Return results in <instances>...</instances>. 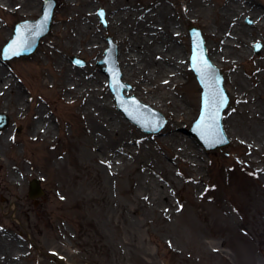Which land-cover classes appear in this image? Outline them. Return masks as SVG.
I'll return each mask as SVG.
<instances>
[{
	"label": "rangeland",
	"instance_id": "374dc122",
	"mask_svg": "<svg viewBox=\"0 0 264 264\" xmlns=\"http://www.w3.org/2000/svg\"><path fill=\"white\" fill-rule=\"evenodd\" d=\"M120 1L117 9L115 0H59L50 31L35 53L7 62L1 61V50L11 39L15 25L36 20L44 0H25L15 5L13 14L0 12V71L13 80L19 99L24 98L26 105L20 111L16 103H11L4 112L0 103V114L9 120L0 136L11 130L15 144L11 152L25 163L20 170L13 169L9 154L0 153V264H264V257L252 263L255 252L260 246L264 248V154L252 155L255 163H248L243 159L246 152L226 135L225 121L237 101L231 88L232 73L208 49L213 45L210 34L219 23L217 14L223 1L236 7L241 0ZM242 1L264 12V0ZM201 2L204 10L196 17L192 8L196 10ZM160 8H165L167 26L178 33L174 41L182 74L175 86H169L166 75L160 78L168 86L142 80L143 87L164 95L177 112L123 81L130 86L127 96L136 97L167 120L158 134H145L116 108L99 61L108 37L117 45L118 54L123 52L119 31L130 40L139 38L142 20ZM99 9L105 11L106 26L97 17ZM127 10L130 14L125 15ZM116 12H122L121 19L114 23ZM72 14L78 16L67 21ZM86 17L90 28L70 46V36ZM240 23L249 54L236 60L237 73L251 93L248 96L256 95L253 102L260 104L264 98L257 92L263 74L257 62L264 53V32L256 30L250 16L240 18ZM190 26L202 31L207 54L223 74L229 96L222 124L230 143L217 150L207 151L189 134L199 115L201 94L189 68ZM163 42L161 33L152 45L167 54L171 43H165L166 47ZM89 43H95L98 49L81 50ZM256 44L261 46L258 52ZM137 50L139 47L133 46L131 52ZM74 58L83 64L76 65ZM60 62H64L63 68ZM70 72L74 88H81L86 81L90 84L89 98L112 99V111L122 122L96 151L86 143L89 118L82 112L83 102L70 103L65 92L63 82L69 81ZM35 112L41 113L39 118ZM176 114L178 119L173 117ZM173 120L178 122L174 129ZM35 125L46 132L47 139L27 143L32 140ZM52 133L55 141L50 138ZM40 147L43 151L38 152ZM175 154L180 161H172ZM61 155L64 165L55 166L53 161L60 160ZM182 162L189 163L194 175L201 178V191L189 185L184 169L189 166ZM108 170L114 171L110 174ZM33 179L39 180L43 190L36 203L28 198V184ZM146 184L150 196L147 201L168 200L175 208L172 219L165 212L151 211L140 200L141 187ZM198 212L207 215V223L197 226Z\"/></svg>",
	"mask_w": 264,
	"mask_h": 264
},
{
	"label": "bare ground",
	"instance_id": "6f19581e",
	"mask_svg": "<svg viewBox=\"0 0 264 264\" xmlns=\"http://www.w3.org/2000/svg\"><path fill=\"white\" fill-rule=\"evenodd\" d=\"M189 1V0H188ZM25 0H0V12L5 15L7 13H15V5H20L24 3ZM159 0H153L154 3H158ZM15 3V4H14ZM122 2L120 0H115V5L117 9L121 7ZM234 6L232 4H227L226 1H223L221 5V11L218 12V21L213 33L210 34L213 45L209 47L214 54L215 60L219 61L225 65L226 69L232 73L231 79V88L236 94L237 101L232 108V113L226 118V135L233 138L234 145L238 148L243 149L246 152V156L243 159L247 158V162L255 163V160L251 159V156L254 155L259 157L264 154V102L263 103H254L253 99L256 97H249L248 94H251L248 88L244 85L245 83L239 77L237 73L238 59L246 58L248 50L244 47V40L242 39L243 31L239 26L240 18L250 16L254 20V25L258 32H264V12L254 7L250 3H244L242 0ZM68 8V4H66ZM69 9V8H68ZM116 9V10H117ZM204 4L201 2L199 7L195 10L192 8L194 16L203 12ZM122 12H116L113 14L114 23L121 19ZM125 15L130 14L129 10L124 12ZM84 15V14H83ZM78 14H72L66 18L70 20L76 18ZM143 23L139 38L130 40L122 31H119L118 39L120 40L124 51L118 54V64L122 73V80L124 82H131L136 89L141 91V94L151 97L153 101L159 105L166 107L169 111H176L175 106L165 98L164 95H156L148 90L146 87H143L142 80L146 81L148 84H161L164 85L163 77L166 75L170 78L171 84L175 86V82L179 80L180 75L182 74V68L178 64L177 57L180 56L178 53V48L175 43V37L178 34L177 31H171L172 28L167 26L165 8H160L159 10H152L149 15L145 16L142 20ZM90 28V22L86 17L85 20L80 23V25L74 30L72 35L69 38L70 46H72L73 41L76 38H81L83 30ZM146 36L144 37V33ZM163 35V46L167 47L165 43H171L170 47L167 48V54H164V51L158 46H154L155 42L159 40V35ZM9 38V36H7ZM152 40V44H149L148 41ZM139 47V50L136 53L131 52L132 47ZM90 49L91 51L97 50L95 43H89V46L82 47L81 50L86 51ZM216 66L217 63L212 61ZM258 70L263 74V77L260 79V88L258 89L257 94L264 98V53L261 58V61L257 62ZM60 66L64 67V62H60ZM74 75L69 73V81L65 80L63 82L65 92L70 96L69 102L74 103L77 101L83 102V114L88 117V127L85 131L86 133V143L93 149V151L102 143H107L111 135H113L117 128H121L122 122L112 111L114 108L113 100L103 101L96 99L93 95V99L89 98L87 88L90 84L86 81L81 88H74ZM160 78V79H159ZM164 86H168L165 84ZM256 91H254L255 93ZM87 96V98L85 97ZM3 102L4 112H7V106L11 103H16L17 109L24 111L26 109L24 98L19 99V94L14 87L12 79L4 77V73L0 71V103ZM177 112V111H176ZM36 118H39L41 115L40 112H35ZM174 119H178V115L173 116ZM172 129L176 128L178 125L177 120L172 121ZM39 124V121H38ZM11 130L8 128L0 136V153L5 151L6 154H9L11 159V167L16 170H20L25 166V163L22 160H18L13 152L15 144L11 139ZM51 139L55 141L56 136L54 133L50 136ZM47 139V134L43 130H40L39 125H35L33 128V137L32 140H27V143L44 141ZM128 138H126L127 140ZM53 142V141H51ZM68 142V141H67ZM69 144V143H68ZM10 151V152H9ZM43 151V148L40 147L38 152ZM96 151V150H95ZM98 158V157H97ZM60 160H54L53 163L56 166L58 163L64 165V157L61 155ZM178 155H174L172 161H180ZM253 160V161H252ZM103 161V160H102ZM101 161V163H102ZM107 161L104 160L103 162ZM184 166L188 165V168H185L187 173V179L189 185L196 191H201L199 188V183L201 178L195 176L193 169L190 164L187 162H182ZM191 168V169H190ZM69 170L71 168L68 167ZM114 170H108V173H113ZM141 196L140 200L149 207L151 211H159L162 215V212L167 213L170 219L174 217L175 208L168 200H150V203L147 201L149 196V188L146 184L141 187ZM150 197V196H149ZM150 199V198H149ZM159 209V210H158ZM195 222L197 226L200 224L207 223V215L203 212H198L195 217ZM197 226L194 227L196 230ZM264 257V248L260 246L259 251L255 252L254 259H259ZM8 259L10 256L7 257Z\"/></svg>",
	"mask_w": 264,
	"mask_h": 264
},
{
	"label": "water",
	"instance_id": "95a60500",
	"mask_svg": "<svg viewBox=\"0 0 264 264\" xmlns=\"http://www.w3.org/2000/svg\"><path fill=\"white\" fill-rule=\"evenodd\" d=\"M58 1L44 0L41 16L36 21L26 20L15 26L11 40L2 50L3 62L14 58H26L35 53L40 40L50 31ZM97 15L101 24L106 26L104 10L100 9ZM188 32L191 39L190 69L202 89L200 115L189 134L196 137L206 150L220 149L230 143L222 124L223 112L229 105V96L224 87V77L208 57L202 31L191 26ZM107 45L99 65H104L102 71L108 77V85L118 109L143 133H159L167 124L166 118L159 111L141 103L136 97L124 95V91H129L130 86L122 81L118 64V47L109 37ZM260 48L259 44L256 45V52ZM73 62L76 65L83 64V61L78 58H74ZM8 121L7 117L0 115V131L8 126ZM42 194L39 180H32L29 183V198L35 199Z\"/></svg>",
	"mask_w": 264,
	"mask_h": 264
},
{
	"label": "snow or ice",
	"instance_id": "6c2138e0",
	"mask_svg": "<svg viewBox=\"0 0 264 264\" xmlns=\"http://www.w3.org/2000/svg\"><path fill=\"white\" fill-rule=\"evenodd\" d=\"M100 15L102 16V15H103V13L101 12V13H100Z\"/></svg>",
	"mask_w": 264,
	"mask_h": 264
}]
</instances>
